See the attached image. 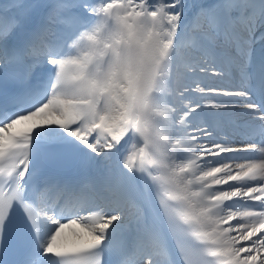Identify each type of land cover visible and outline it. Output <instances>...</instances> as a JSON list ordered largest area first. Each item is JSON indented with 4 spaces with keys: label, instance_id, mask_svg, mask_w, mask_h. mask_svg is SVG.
Here are the masks:
<instances>
[{
    "label": "snow or ice",
    "instance_id": "obj_1",
    "mask_svg": "<svg viewBox=\"0 0 264 264\" xmlns=\"http://www.w3.org/2000/svg\"><path fill=\"white\" fill-rule=\"evenodd\" d=\"M0 264H264V0L0 5Z\"/></svg>",
    "mask_w": 264,
    "mask_h": 264
},
{
    "label": "bare ground",
    "instance_id": "obj_2",
    "mask_svg": "<svg viewBox=\"0 0 264 264\" xmlns=\"http://www.w3.org/2000/svg\"><path fill=\"white\" fill-rule=\"evenodd\" d=\"M7 2V0H0V5H3L4 3H6ZM188 2L190 3V4H197V3H200L201 2V0H188ZM255 43V41L252 43V44H254ZM252 44H251V48H252ZM251 50V49H250ZM253 54V53H252ZM233 81L232 80H227V81H225V83H232ZM235 139L239 142L241 139L239 138V136H237V137H235ZM241 155H248V154H244V153H242ZM79 231V229L78 228H76L75 226H73V228H69V229H65V231H64V233L62 234L63 235V237L65 238V239H67V240H71L72 239V233H73V231Z\"/></svg>",
    "mask_w": 264,
    "mask_h": 264
},
{
    "label": "rangeland",
    "instance_id": "obj_3",
    "mask_svg": "<svg viewBox=\"0 0 264 264\" xmlns=\"http://www.w3.org/2000/svg\"><path fill=\"white\" fill-rule=\"evenodd\" d=\"M259 43H261V42H259ZM259 43H258V44H255V47H256V48H257V46L259 45ZM251 51H252V53H253V56H257V55H259V52H260V51H256L255 48H254V49H251Z\"/></svg>",
    "mask_w": 264,
    "mask_h": 264
}]
</instances>
